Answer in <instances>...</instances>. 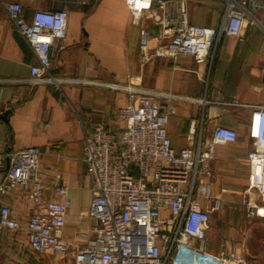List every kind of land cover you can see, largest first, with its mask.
Returning <instances> with one entry per match:
<instances>
[{"label": "crops", "instance_id": "obj_1", "mask_svg": "<svg viewBox=\"0 0 264 264\" xmlns=\"http://www.w3.org/2000/svg\"><path fill=\"white\" fill-rule=\"evenodd\" d=\"M0 0V151L39 146L43 196L61 200L59 186L67 188L72 207L65 237L84 244L90 233L87 211L92 202L91 181L82 160L84 138L95 126L118 130L124 123L117 111L129 103V88L156 93L175 106L167 125L173 147L211 138L218 125L234 128V142L215 147L213 196L219 203L207 230V249L246 258V264H264V217L249 218L243 193L249 184L248 151L252 108L264 104V11L250 8L240 38L222 34L212 57L198 64L189 55L176 59L141 55L143 33H159L150 11L136 15L126 0H26L24 16L36 9L68 11L67 36L57 40L51 73L65 78L60 86L30 83L37 57L25 37L8 19ZM161 12L177 19L188 11L192 24L219 29L225 0H166ZM116 83L121 88L115 89ZM238 101L246 106L227 105ZM193 122L195 132L193 134ZM60 174L61 178L56 179ZM257 203L264 197L254 193ZM22 223L20 231L0 237V264H76L75 253L30 250L26 225L32 205L16 191L3 199Z\"/></svg>", "mask_w": 264, "mask_h": 264}, {"label": "built area", "instance_id": "obj_2", "mask_svg": "<svg viewBox=\"0 0 264 264\" xmlns=\"http://www.w3.org/2000/svg\"><path fill=\"white\" fill-rule=\"evenodd\" d=\"M22 1L26 0L3 3V8L37 57L29 81L33 86H60L65 78L52 74L51 68L55 42L67 36L68 11L36 9L27 20ZM225 1L224 18L215 29L190 23L186 8L171 19L161 12L166 0H126L136 15L150 11L159 27L156 35L143 33L142 58L189 55L198 64L207 63L222 34L242 36L250 8L264 11V0ZM111 86L121 88L116 83ZM226 104L247 107L238 101ZM248 107L252 108L249 184L242 201L247 217L254 218L264 217V205L253 196L264 197V104ZM175 111L156 93L129 88V103L116 115L124 127L105 130L97 125L85 135L82 160L91 181L92 202L86 214L90 233H83L84 244L65 237L72 207L67 188L58 187L61 200L43 196L41 147L0 151V237L22 229L19 218L3 203L20 191L32 205L25 231L30 250L38 254L73 250L76 264H246V258L236 252L211 253L206 243L211 214L219 206L217 200L213 203L212 191L215 147L234 142L238 133L218 125L211 138L176 150L167 131Z\"/></svg>", "mask_w": 264, "mask_h": 264}]
</instances>
